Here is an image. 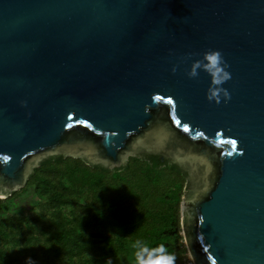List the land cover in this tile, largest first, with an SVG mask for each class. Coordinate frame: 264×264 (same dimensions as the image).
<instances>
[{"label": "water", "instance_id": "obj_1", "mask_svg": "<svg viewBox=\"0 0 264 264\" xmlns=\"http://www.w3.org/2000/svg\"><path fill=\"white\" fill-rule=\"evenodd\" d=\"M54 154L176 162L192 264H264V0H0V200Z\"/></svg>", "mask_w": 264, "mask_h": 264}, {"label": "trees", "instance_id": "obj_2", "mask_svg": "<svg viewBox=\"0 0 264 264\" xmlns=\"http://www.w3.org/2000/svg\"><path fill=\"white\" fill-rule=\"evenodd\" d=\"M185 177L179 164L151 154L112 169L48 155L0 200V264H109L145 244L163 245L182 264ZM21 195L26 209L16 200Z\"/></svg>", "mask_w": 264, "mask_h": 264}, {"label": "clouds", "instance_id": "obj_3", "mask_svg": "<svg viewBox=\"0 0 264 264\" xmlns=\"http://www.w3.org/2000/svg\"><path fill=\"white\" fill-rule=\"evenodd\" d=\"M199 68H203L211 74V83L206 92L207 98L216 103H219L222 97L227 101L230 98V93L223 85L231 78V73L227 70V62L220 50L209 49L203 52L200 59L193 61L188 75L192 77L199 75ZM172 70L175 71V67ZM137 259L139 264H173L174 261L173 256L165 253L163 245L149 248L146 244L140 247ZM29 261L31 264V258Z\"/></svg>", "mask_w": 264, "mask_h": 264}, {"label": "rangeland", "instance_id": "obj_4", "mask_svg": "<svg viewBox=\"0 0 264 264\" xmlns=\"http://www.w3.org/2000/svg\"><path fill=\"white\" fill-rule=\"evenodd\" d=\"M16 200L20 203L22 209H26L28 207L27 202L23 199V195L19 196ZM117 260L118 263H116ZM138 262L137 255L135 252L130 250L127 255L120 256L118 259H112L109 264H137Z\"/></svg>", "mask_w": 264, "mask_h": 264}, {"label": "built area", "instance_id": "obj_5", "mask_svg": "<svg viewBox=\"0 0 264 264\" xmlns=\"http://www.w3.org/2000/svg\"><path fill=\"white\" fill-rule=\"evenodd\" d=\"M180 247L183 249V255L181 258L182 264H192L188 253L186 252L183 240L180 241Z\"/></svg>", "mask_w": 264, "mask_h": 264}, {"label": "snow or ice", "instance_id": "obj_6", "mask_svg": "<svg viewBox=\"0 0 264 264\" xmlns=\"http://www.w3.org/2000/svg\"><path fill=\"white\" fill-rule=\"evenodd\" d=\"M184 127L187 129V127H188V126H187V125H185ZM233 143H235V141H233Z\"/></svg>", "mask_w": 264, "mask_h": 264}, {"label": "flooded vegetation", "instance_id": "obj_7", "mask_svg": "<svg viewBox=\"0 0 264 264\" xmlns=\"http://www.w3.org/2000/svg\"><path fill=\"white\" fill-rule=\"evenodd\" d=\"M163 160H164V159H163ZM163 160H162V161H163Z\"/></svg>", "mask_w": 264, "mask_h": 264}]
</instances>
